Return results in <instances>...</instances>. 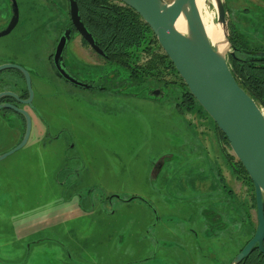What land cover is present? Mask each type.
I'll return each mask as SVG.
<instances>
[{
    "label": "rangeland",
    "instance_id": "374dc122",
    "mask_svg": "<svg viewBox=\"0 0 264 264\" xmlns=\"http://www.w3.org/2000/svg\"><path fill=\"white\" fill-rule=\"evenodd\" d=\"M18 1L24 12L57 4ZM205 5L218 24L214 0ZM225 5L232 31L264 52V0ZM59 6L67 16L68 0ZM20 27L0 38V61L47 75L51 46L38 31L18 48L32 33ZM65 55L76 79L95 88L36 85L47 129L0 161V264H231L257 228L255 191L236 175L238 160L203 108L180 105L184 82L169 72L133 82L79 38ZM7 133L0 128V156L13 144ZM229 214L240 220L229 224Z\"/></svg>",
    "mask_w": 264,
    "mask_h": 264
},
{
    "label": "water",
    "instance_id": "95a60500",
    "mask_svg": "<svg viewBox=\"0 0 264 264\" xmlns=\"http://www.w3.org/2000/svg\"><path fill=\"white\" fill-rule=\"evenodd\" d=\"M119 1L136 11L151 28L162 50L173 63L189 92L226 137L235 157L253 183L257 228L254 236L231 264L243 263L255 250L264 255V108L239 85L229 64V56L238 59V55H245L254 59H264V52H243L232 45L229 39L225 0H217L216 9L218 23L225 29L226 40L229 44V56H227L228 52L220 53L211 43L195 0ZM69 10L73 25L80 36L96 53L104 55L93 35L82 22L79 6L75 0H69ZM181 16L187 23L186 34L179 32L176 27V22ZM16 23L15 17L8 29L0 33V37L11 33ZM69 36L66 32L57 46L55 65L65 80L71 84L90 88L71 77L61 66L62 54L67 46ZM11 69L17 70L25 76L30 91V100L28 101L30 103L33 91L29 72L19 65L4 64L0 66V72ZM158 94L155 92V95ZM7 107L25 117L26 131L22 142L0 156V161L23 149L32 134L30 115L16 107Z\"/></svg>",
    "mask_w": 264,
    "mask_h": 264
},
{
    "label": "trees",
    "instance_id": "16d2710c",
    "mask_svg": "<svg viewBox=\"0 0 264 264\" xmlns=\"http://www.w3.org/2000/svg\"><path fill=\"white\" fill-rule=\"evenodd\" d=\"M75 1L78 3L82 22L93 35L97 45L103 49L105 56L113 64L121 67L122 71L129 75L131 81L137 83L147 82L148 79L160 81V77L164 75V72H169L180 78L151 28L136 11L118 2L119 0ZM229 29V39L233 46L243 52H259L250 49L247 40L232 31L231 25ZM237 37L242 40L241 43H239ZM159 50L162 53H159ZM143 56L149 57L145 64L140 63ZM229 64L239 85L264 108V59H254L245 55H238V59L229 56ZM121 68L118 69L121 70ZM180 80L183 82L181 78ZM184 86L186 92L183 94L182 104L180 105L190 111L194 110L196 106L202 109L185 84ZM219 133L221 139L229 145L226 137L220 131ZM232 167L236 175L250 184L253 191H255L253 183L241 163H233ZM241 218L243 224L250 227L251 217L249 211L243 209ZM248 242L249 240L245 242V245ZM241 264H264V255L255 250Z\"/></svg>",
    "mask_w": 264,
    "mask_h": 264
},
{
    "label": "flooded vegetation",
    "instance_id": "af4514ba",
    "mask_svg": "<svg viewBox=\"0 0 264 264\" xmlns=\"http://www.w3.org/2000/svg\"><path fill=\"white\" fill-rule=\"evenodd\" d=\"M59 2H62V0L61 1L57 0V4L55 8L28 10L26 12L21 10V5L18 0H10L9 5H4L3 8L0 7V33L8 29V27L14 21L15 17L17 23L13 28V30L11 31V33H9L8 35L12 34L18 27H20L21 24H22V27H20L22 28L21 30L32 28L31 29L32 33L23 36L22 41L21 40L16 41L15 46H18L19 48L21 44L27 41V38L34 36V34H36V32L38 31H41L45 36L47 40L46 41L47 47L51 46L49 55L47 57V64L45 65L48 70L47 75L41 73L32 65L22 62L18 59H14L16 60L14 61V63H8V64L19 65L25 68L29 72L31 79V89L33 91V98L30 103H28V101L30 100V91L25 76L21 72L13 69L0 72V95L4 94L2 97H0V128H4L8 130V133L6 134V137H4V140L8 143L10 141L13 142V144L11 145L8 151L14 149L22 142L26 131V119L22 114L17 113L16 111H14L11 108H8L7 106H13L20 110H24L30 115L32 120V134L29 139L30 141L33 134H35V131L39 132V130H43V129L45 130L47 129L46 127L48 125V123L44 120V118L41 117L43 115L40 110V109L43 110L42 106L45 103L46 97L45 94H43L40 91V88L37 89L35 88L36 85L40 81L44 80L47 81L49 83V86H51V88L53 87L54 90L56 91L58 89V86H60L58 81H65L71 84L70 82L65 80V78L62 76V74L55 65L56 49L57 46L59 45L61 38L65 35L66 32L70 36L67 46L62 54V59L60 63L62 68L71 77L76 79L72 71L68 68V65L66 63L67 58L65 54L66 52L69 51L71 45L74 44L78 38L81 40L85 49L101 57L106 64L115 65L105 56V54L100 55L96 53L89 46V44H87V42L80 36L77 29L73 25L72 18L70 15V10L67 16H64V11L59 6ZM6 36L0 38H4ZM99 48L103 51L101 47ZM4 64L5 63L0 61V66ZM78 81L90 87V88L80 87L82 89L95 88V86H93V84H91L88 81H80V80ZM6 94H13L15 96L6 95ZM40 100L41 102L42 100L44 102L41 104ZM46 134L43 137V141L45 142L48 141V137H46ZM62 134L63 133H61V135ZM61 135L57 137L56 136L52 137L51 145H57V143L61 142L60 140Z\"/></svg>",
    "mask_w": 264,
    "mask_h": 264
},
{
    "label": "bare ground",
    "instance_id": "6f19581e",
    "mask_svg": "<svg viewBox=\"0 0 264 264\" xmlns=\"http://www.w3.org/2000/svg\"><path fill=\"white\" fill-rule=\"evenodd\" d=\"M208 0H195L197 8L201 15L203 24L205 26L207 35L211 43L218 49L220 53H226L229 50V44L226 40L225 29L221 24H215L213 21V15H211L206 8L205 2ZM215 6L217 0H214ZM176 27L179 32L186 34L187 33V23L183 16H181L177 22Z\"/></svg>",
    "mask_w": 264,
    "mask_h": 264
},
{
    "label": "crops",
    "instance_id": "0c3cea01",
    "mask_svg": "<svg viewBox=\"0 0 264 264\" xmlns=\"http://www.w3.org/2000/svg\"><path fill=\"white\" fill-rule=\"evenodd\" d=\"M231 196V195H230ZM232 209V208H231ZM211 215L213 216L212 218H215V220L216 221H220V219L221 220H223V218H222V216L221 215H215V214H213V213H211ZM237 218L239 219V217L237 216H234V214H229V217H228V221H229V224H230V222H232V221H235V220H237ZM240 220V219H239ZM227 221V222H228ZM240 223H241V221H240ZM224 226V225H223ZM230 234V233H229Z\"/></svg>",
    "mask_w": 264,
    "mask_h": 264
}]
</instances>
